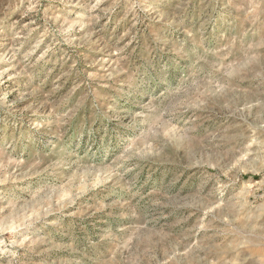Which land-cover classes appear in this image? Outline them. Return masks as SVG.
<instances>
[{
  "label": "rangeland",
  "instance_id": "rangeland-1",
  "mask_svg": "<svg viewBox=\"0 0 264 264\" xmlns=\"http://www.w3.org/2000/svg\"><path fill=\"white\" fill-rule=\"evenodd\" d=\"M0 264H264V0H0Z\"/></svg>",
  "mask_w": 264,
  "mask_h": 264
}]
</instances>
